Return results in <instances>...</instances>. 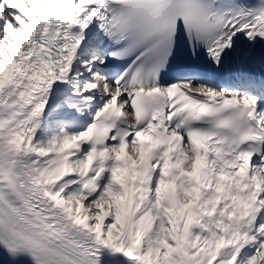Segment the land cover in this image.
Here are the masks:
<instances>
[{
    "label": "snow or ice",
    "instance_id": "6c2138e0",
    "mask_svg": "<svg viewBox=\"0 0 264 264\" xmlns=\"http://www.w3.org/2000/svg\"><path fill=\"white\" fill-rule=\"evenodd\" d=\"M0 264H264V0H0Z\"/></svg>",
    "mask_w": 264,
    "mask_h": 264
}]
</instances>
